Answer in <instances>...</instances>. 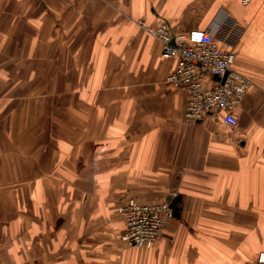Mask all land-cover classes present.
<instances>
[{
    "label": "crops",
    "instance_id": "crops-1",
    "mask_svg": "<svg viewBox=\"0 0 264 264\" xmlns=\"http://www.w3.org/2000/svg\"><path fill=\"white\" fill-rule=\"evenodd\" d=\"M227 14L243 28L234 66L253 85L236 110V127L214 114L193 124L185 116L188 94L166 82L176 61L162 56L161 43L140 22L151 28L167 22L182 33L207 29ZM0 63L4 78L67 80L59 89L51 81L50 93L72 86L74 95H99L103 103L100 122L85 123L98 146L81 155L83 175L98 176L99 184L78 185L100 197L83 194L67 204L51 197L34 231L28 208L39 199L20 198L10 223L0 217V264H257L264 251V0H0ZM39 86L28 94L41 93ZM59 106L49 105L54 124L68 107ZM27 115L20 131L37 119ZM68 117L66 124L77 123ZM2 143L0 175L21 174L13 179L24 180L20 189H33L26 175H43L50 155L35 158L39 165L30 172L21 151L13 169L17 156ZM69 185L65 190H73ZM62 190L54 185L55 195ZM171 192L181 197L180 216L153 249L125 252V224L118 213V238L111 200L124 194L119 202L154 204Z\"/></svg>",
    "mask_w": 264,
    "mask_h": 264
},
{
    "label": "rangeland",
    "instance_id": "rangeland-1",
    "mask_svg": "<svg viewBox=\"0 0 264 264\" xmlns=\"http://www.w3.org/2000/svg\"><path fill=\"white\" fill-rule=\"evenodd\" d=\"M0 65L3 67L4 64L0 63ZM4 72V69H0V139L5 141V143L1 145L11 146L10 149L12 153L17 156L15 157V161L13 158V160L9 162V165L11 163L14 169L16 162L20 161V155L24 156L21 154V151H26L28 164L31 168L33 167V169L28 170H32L30 172H35L36 161L42 158L44 154L50 156L47 161H45V164L44 162L43 164L41 163V166L44 167L43 175L38 174L37 177L31 176V178H27V186H34L33 189L29 187L27 190L20 189L21 186H23L24 180H22L23 183L21 185H19L20 183H17L16 180L19 179L21 174H12L5 176V178L0 175V217L6 218L5 220L10 223V216L12 217L10 211L16 210L18 214L19 209H21L18 207L21 203L19 200L20 198L29 200L39 199L37 202H40V204H42L41 206L36 207L37 202L35 201L34 204L28 208V224L31 230L34 231L36 230L37 224L36 217L37 215L41 216L43 213L45 214V207L51 203V197H54L55 201L63 199L62 201L65 204H67V200L71 198L77 199L83 197V194H86L87 198H90L89 195L91 197L93 196L94 199L100 197L99 194L93 190L94 188L82 191L79 186H84V184H87L86 182L99 184L98 176L83 175L86 161L81 155L94 154L95 150L93 145L98 146V137L92 134L90 129L89 131L88 128L86 130L85 123L87 124L89 121H92V119L95 123L100 122V119L103 118L102 111L100 110L101 104L103 103H101L102 98H99V95L97 99H95L93 96L83 91H81L80 94H75V96L74 90H71L73 88L72 86H70V90L66 94L63 91V87L60 91L55 90L56 92L54 91L53 94L50 93L51 86L48 87L47 85H51V81L54 82V88L59 89V82L61 86H63L66 82L68 83L67 80H59L58 82L57 79L37 80L36 78L29 79L21 77L4 78ZM167 84L169 83L167 82ZM37 85H40L38 87L39 92L43 89L41 93H36V91H34V94H28L29 90L36 88ZM77 90H79L78 87ZM46 92H48V94ZM48 98L50 100H48ZM83 98L87 100L86 103H78L79 100ZM62 102L66 103L68 107L60 110V122L54 124L48 121L50 117L49 105L51 104V108L52 106L56 108L60 107L59 105L62 104ZM19 107L20 109L17 110ZM25 112L28 113L27 117H32L34 120L37 119L36 121H32L30 126L22 127L21 131L24 129V132L21 133L20 123L21 119L25 118L23 117ZM13 114L14 116H12ZM68 114L77 123L66 124L65 119H69ZM10 115L12 117H10ZM84 131H86L85 134ZM85 145L88 146L87 151L85 150ZM74 156L76 157L75 173L72 170V158ZM46 162H48L49 165H46ZM0 170L2 172L3 169L0 168ZM15 176L18 178L13 180ZM37 181L42 184V187L36 192L35 186ZM69 183L73 184V190H65L70 186ZM56 184H60V187L64 190L56 192L55 195L53 189ZM57 190L56 188V191ZM172 193L174 192L168 195H172ZM123 195L124 194L118 197L115 196L114 199L111 200L110 209L115 212L116 218H114V225L117 228H119V221L122 222L118 214V203ZM14 205H17V207H14ZM12 214H14V212ZM51 226L52 224L50 223V229ZM0 229V231L3 230V223L0 224ZM119 229V234L117 233L118 238H120L122 234L121 228ZM160 239L152 248L132 247L124 242L122 246L125 252L137 253L138 251H148L156 247Z\"/></svg>",
    "mask_w": 264,
    "mask_h": 264
},
{
    "label": "built area",
    "instance_id": "built-area-1",
    "mask_svg": "<svg viewBox=\"0 0 264 264\" xmlns=\"http://www.w3.org/2000/svg\"><path fill=\"white\" fill-rule=\"evenodd\" d=\"M250 1L242 0L244 4ZM140 24L161 43L162 56L176 61L167 82L188 94L186 119L195 124L214 114L225 125L236 127V110L253 85L234 66L243 30L240 23L227 14L207 29L182 33L174 32L167 22L157 28ZM174 197L168 195L154 204H142L130 197L120 200L118 213L126 228L123 241L132 247L152 248L174 218ZM257 263L264 264V251Z\"/></svg>",
    "mask_w": 264,
    "mask_h": 264
},
{
    "label": "water",
    "instance_id": "water-1",
    "mask_svg": "<svg viewBox=\"0 0 264 264\" xmlns=\"http://www.w3.org/2000/svg\"><path fill=\"white\" fill-rule=\"evenodd\" d=\"M181 202V197L179 196V197H177V198H175L174 200H173V202H172V209H173V212H174V217H179L180 216V214H179V212H180V208H179V206H178V204Z\"/></svg>",
    "mask_w": 264,
    "mask_h": 264
},
{
    "label": "bare ground",
    "instance_id": "bare-ground-1",
    "mask_svg": "<svg viewBox=\"0 0 264 264\" xmlns=\"http://www.w3.org/2000/svg\"><path fill=\"white\" fill-rule=\"evenodd\" d=\"M31 176H35V177H37V175L36 174H29V175H26V178H31Z\"/></svg>",
    "mask_w": 264,
    "mask_h": 264
}]
</instances>
